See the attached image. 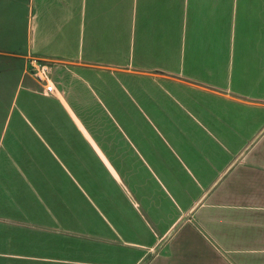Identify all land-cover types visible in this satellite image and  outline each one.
Returning <instances> with one entry per match:
<instances>
[{
	"label": "crops",
	"instance_id": "1",
	"mask_svg": "<svg viewBox=\"0 0 264 264\" xmlns=\"http://www.w3.org/2000/svg\"><path fill=\"white\" fill-rule=\"evenodd\" d=\"M12 5L28 6L32 25L25 51H0L11 58L4 71L22 70L15 100L28 80L21 104L14 100L17 118L6 122L27 127L5 122L0 143L14 137V159L28 161H15L11 179L17 186L24 179L31 199L18 191L11 200H38L42 210H6L0 192V264H264V0H0V9ZM31 53L56 62L60 96L39 92L26 72ZM153 89L170 100L156 108L155 123L142 106L154 105ZM131 104L172 139L191 187L173 194L130 144L161 192H132L120 209L87 199L90 207L79 210L85 222L61 224L47 211V195L29 188L47 184V165L35 160L50 145L47 115L69 121L80 138L79 146L63 138L67 130L50 128L61 146L86 144L108 164L84 122L103 114L131 121ZM70 181L83 196L78 179Z\"/></svg>",
	"mask_w": 264,
	"mask_h": 264
},
{
	"label": "rangeland",
	"instance_id": "2",
	"mask_svg": "<svg viewBox=\"0 0 264 264\" xmlns=\"http://www.w3.org/2000/svg\"><path fill=\"white\" fill-rule=\"evenodd\" d=\"M32 19L30 18V11L28 6L25 5H12L11 8L0 9V51L9 53H19L26 47L28 43V34L31 32ZM11 58L0 54V131L5 125L7 115L17 118V111L15 110V95L19 79L22 75V70L13 65L7 71H4L3 65L8 63ZM3 69V70H2ZM27 78H30L27 76ZM58 80V78H57ZM24 88L21 89L18 103L21 104V99L26 94V86L28 80L22 82ZM154 94V105L141 103V97L138 96L137 102L146 108L149 118H153L156 122V108H160L165 100L169 103V99L165 97L161 91L156 89L149 90ZM21 96V97H20ZM131 104V111L136 116L131 121L122 120L116 123L109 120L106 114L101 115V121H85V126L89 127L97 139L100 141L103 150L109 158L108 164L101 157L100 153L93 151L86 147V144L79 147H71L69 144L66 147L61 146L59 132L55 133L50 130L61 129L66 131L62 133L63 138L71 140L75 144H79L80 138L75 130V127L64 119L52 122L47 115V140L50 145L47 146V151L44 149H37L35 160L41 161L43 165H47V184H35L29 186L30 189L37 196H45L47 198V211L53 215L61 224L75 225L76 220L84 221V218L79 216L81 210H87L90 207L89 199H95L100 202L105 209L124 208L126 205V198L132 196V192L139 198V194L161 192V189L154 184L153 169L156 171L163 183L166 184L168 189L178 195L180 189L184 187H191L190 178L183 170L179 163L173 158L170 151V143L172 139L168 137L169 143L159 136L152 128L149 122L141 118L139 110ZM172 107V105H171ZM58 108V106H57ZM171 110V109H170ZM56 110H54L55 112ZM143 117V116H142ZM7 125L8 128H26L24 122L11 121ZM126 130L128 138L121 131L117 125ZM59 130V131H61ZM56 135V136H55ZM14 137H6L0 143V192H3V207L6 210H11L16 206V209L21 212L27 211L30 214L42 210V203L40 201L23 200L19 201V205L11 200L12 193L20 192L22 199L28 197L31 199L30 194H27L28 186L22 183L17 185L12 184V173L17 176V171L13 170L11 166L15 165V161L27 166L26 155H16L14 159L11 152V144ZM79 140V141H78ZM132 142V143H130ZM130 144H134L148 161L153 165V169L145 167L141 160L133 152ZM80 146V144H79ZM98 151V150H97ZM135 151V150H134ZM8 155H7V153ZM99 154V155H98ZM12 155V156H11ZM20 157L21 160H20ZM24 157V158H23ZM156 161L164 164V168H156ZM46 163V164H45ZM2 164V165H1ZM37 173V170H35ZM71 178H77L84 187V195L82 196L76 187L71 183ZM32 180V179H31ZM26 181V180H25ZM35 181H38L36 176ZM61 182V183H60ZM60 183V184H59ZM177 185V188H176ZM13 187L17 188L14 189ZM34 187V188H33ZM131 189V190H129ZM179 189V191H178ZM47 193V194H45ZM44 194V195H43ZM88 199V200H87ZM43 202V201H42ZM76 202H78L76 204ZM15 203V204H14ZM34 206L36 210H34ZM167 207V206H166ZM168 208V207H167ZM81 209V210H80ZM80 210V211H79ZM60 214L61 216H59ZM80 217V218H77ZM27 217L21 216L20 223H28ZM36 221L41 222L39 218ZM47 218V226L51 225L55 230L56 228ZM43 223V222H41ZM60 224V225H61ZM58 225V224H57ZM59 226V225H58Z\"/></svg>",
	"mask_w": 264,
	"mask_h": 264
},
{
	"label": "built area",
	"instance_id": "3",
	"mask_svg": "<svg viewBox=\"0 0 264 264\" xmlns=\"http://www.w3.org/2000/svg\"><path fill=\"white\" fill-rule=\"evenodd\" d=\"M56 62L47 60L33 53L27 56L26 72L41 87L40 93L46 96H60V89L54 79Z\"/></svg>",
	"mask_w": 264,
	"mask_h": 264
}]
</instances>
